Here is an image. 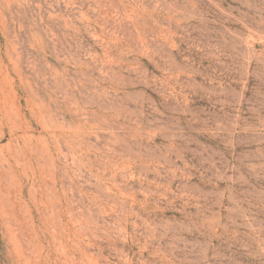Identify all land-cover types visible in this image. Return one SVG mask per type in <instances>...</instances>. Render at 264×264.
<instances>
[{
	"label": "rangeland",
	"instance_id": "1",
	"mask_svg": "<svg viewBox=\"0 0 264 264\" xmlns=\"http://www.w3.org/2000/svg\"><path fill=\"white\" fill-rule=\"evenodd\" d=\"M0 264H264V0H0Z\"/></svg>",
	"mask_w": 264,
	"mask_h": 264
}]
</instances>
